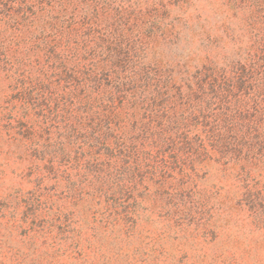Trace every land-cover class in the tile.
<instances>
[{
  "label": "rangeland",
  "instance_id": "rangeland-1",
  "mask_svg": "<svg viewBox=\"0 0 264 264\" xmlns=\"http://www.w3.org/2000/svg\"><path fill=\"white\" fill-rule=\"evenodd\" d=\"M0 264H264V0H0Z\"/></svg>",
  "mask_w": 264,
  "mask_h": 264
}]
</instances>
